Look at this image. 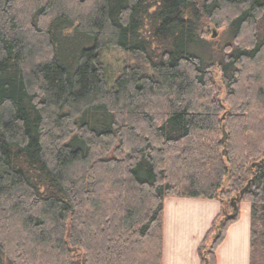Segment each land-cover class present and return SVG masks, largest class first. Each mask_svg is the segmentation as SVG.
<instances>
[{
  "label": "trees",
  "instance_id": "1",
  "mask_svg": "<svg viewBox=\"0 0 264 264\" xmlns=\"http://www.w3.org/2000/svg\"><path fill=\"white\" fill-rule=\"evenodd\" d=\"M263 23L264 0H0V264H162L169 197L221 205L200 264L248 203L264 264Z\"/></svg>",
  "mask_w": 264,
  "mask_h": 264
},
{
  "label": "crops",
  "instance_id": "2",
  "mask_svg": "<svg viewBox=\"0 0 264 264\" xmlns=\"http://www.w3.org/2000/svg\"><path fill=\"white\" fill-rule=\"evenodd\" d=\"M216 200L166 198L163 205L162 264H200L198 249L220 213ZM250 206L240 203L215 252L216 264H249Z\"/></svg>",
  "mask_w": 264,
  "mask_h": 264
},
{
  "label": "rangeland",
  "instance_id": "3",
  "mask_svg": "<svg viewBox=\"0 0 264 264\" xmlns=\"http://www.w3.org/2000/svg\"><path fill=\"white\" fill-rule=\"evenodd\" d=\"M213 32L216 34L215 37H212ZM226 27H215L210 23H205L199 30L201 38L208 44V48L215 52L218 48L224 45L226 40L225 36ZM264 33V23L262 24L259 38L261 39ZM218 52V51H217ZM217 52L213 53V56H217ZM101 60L109 68V71L112 75V81L118 77L123 67L127 64L133 63L135 60L129 56L125 51L120 48H111L101 51ZM215 81L219 88H222V83L220 79V74L215 70ZM224 94V90L222 91Z\"/></svg>",
  "mask_w": 264,
  "mask_h": 264
},
{
  "label": "water",
  "instance_id": "4",
  "mask_svg": "<svg viewBox=\"0 0 264 264\" xmlns=\"http://www.w3.org/2000/svg\"><path fill=\"white\" fill-rule=\"evenodd\" d=\"M215 35H216V34L213 32L212 37L214 38ZM222 142H223V143L226 142V134H225L224 130H223V138H222ZM226 184H227V182L225 181V182H224V186H226ZM247 187H248V185H247ZM247 187L244 188V189L240 192V195H243V193L246 191Z\"/></svg>",
  "mask_w": 264,
  "mask_h": 264
}]
</instances>
